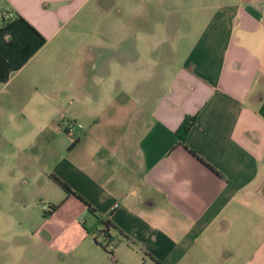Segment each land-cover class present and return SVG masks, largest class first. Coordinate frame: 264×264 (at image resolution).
Returning <instances> with one entry per match:
<instances>
[{
    "label": "crops",
    "instance_id": "crops-1",
    "mask_svg": "<svg viewBox=\"0 0 264 264\" xmlns=\"http://www.w3.org/2000/svg\"><path fill=\"white\" fill-rule=\"evenodd\" d=\"M135 2L0 0V209L56 177L108 264H264V0Z\"/></svg>",
    "mask_w": 264,
    "mask_h": 264
},
{
    "label": "rangeland",
    "instance_id": "rangeland-1",
    "mask_svg": "<svg viewBox=\"0 0 264 264\" xmlns=\"http://www.w3.org/2000/svg\"><path fill=\"white\" fill-rule=\"evenodd\" d=\"M160 2L137 0L134 8L137 4L142 8L137 20L150 17L146 23H158L156 13L152 15L150 10L160 9ZM113 5L114 2L109 6ZM168 10L171 12L170 8L164 7L163 14H167ZM178 12L177 21L173 19L172 22L179 27V33L187 35L193 31L196 34L197 27L203 24V18L190 12L187 3ZM180 52L182 55L179 53L176 56L178 60H182L188 49L182 47ZM52 204L57 208L49 213ZM2 206L0 264H108L105 256H115L119 238H110L103 233L104 228L91 225L87 208L79 200L67 196L65 190L52 181L35 189H24ZM210 259V264L221 262L219 255L217 262L212 260V256Z\"/></svg>",
    "mask_w": 264,
    "mask_h": 264
},
{
    "label": "trees",
    "instance_id": "trees-1",
    "mask_svg": "<svg viewBox=\"0 0 264 264\" xmlns=\"http://www.w3.org/2000/svg\"><path fill=\"white\" fill-rule=\"evenodd\" d=\"M194 121H195V117L194 116H187L184 118V120L181 122L180 126L178 127L177 131H176V134L178 135L180 141L182 142L185 138V136L187 135L190 127L194 124ZM53 179L57 182V184L59 186H61L66 194H73L74 196H76V198L80 199L81 201L85 202L80 196L76 195L74 192H72L70 190V188L61 180H59L58 178L56 177H53ZM50 210H49V213H51L53 210H55L57 208V205H50L49 206ZM104 232L106 234V236L110 237V235L108 234L107 232V229L109 224L108 222H104Z\"/></svg>",
    "mask_w": 264,
    "mask_h": 264
},
{
    "label": "built area",
    "instance_id": "built-area-1",
    "mask_svg": "<svg viewBox=\"0 0 264 264\" xmlns=\"http://www.w3.org/2000/svg\"><path fill=\"white\" fill-rule=\"evenodd\" d=\"M10 15L11 14H8V16H10ZM74 127H75V123H72L70 121H64V122H62V128L67 133H71L73 131Z\"/></svg>",
    "mask_w": 264,
    "mask_h": 264
}]
</instances>
